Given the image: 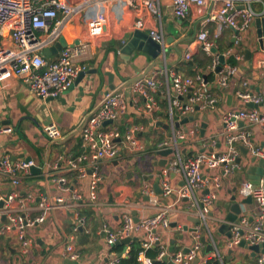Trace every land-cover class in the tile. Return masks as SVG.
Wrapping results in <instances>:
<instances>
[{
    "label": "crops",
    "instance_id": "crops-1",
    "mask_svg": "<svg viewBox=\"0 0 264 264\" xmlns=\"http://www.w3.org/2000/svg\"><path fill=\"white\" fill-rule=\"evenodd\" d=\"M63 1L77 6L85 0ZM210 4L203 9L192 7L185 19H178L170 9L169 0H159L157 12H149L138 4L129 7L126 0H91L86 13L81 11L72 22L64 26L60 39L66 46H86L84 54L75 59V65L85 67L86 70L77 81L80 73L78 74L71 88L56 98L42 99L32 96L18 77L0 80V158L5 155L13 161L29 158L42 170L40 173L30 171L28 176L21 178V184L17 188L0 176V195L16 190L23 195L46 196L51 199L62 196L67 199L68 194L61 192L53 182L54 176L63 174L59 171L65 169V161H61L57 171L53 166L59 158L67 159L81 152L79 131L106 93L113 90H119L124 95L127 112L122 119L112 125L108 124L106 128L118 127L123 131L127 125H136L141 129L138 134L143 144V151L138 155L126 154L118 163H99L100 182L96 186L94 200L90 164H86L87 176L84 178L71 173L67 175L72 188L83 198L84 216L81 213L80 216L84 219V228L78 231L80 234L74 235L72 231L76 224L72 211L53 210L48 213L45 223L25 229V238L30 241L26 250L22 249L15 233H0V264H106L111 250L100 234L103 225L114 231L120 227L122 216L126 213L141 220L154 216L167 206H173V209L167 216L169 226L157 229L161 243L169 252L186 251L192 247L194 234L191 230L197 224L193 222L196 217L191 214L190 204L187 201L176 203L175 194L166 196L161 190V194L157 195L153 189L157 178H160L158 185L161 189L165 171L168 183L175 189L181 188L185 183L181 173L159 167L158 163L162 160L169 164L174 158V155L165 158L158 155L157 152L161 151L159 145L162 141L172 139L175 129L176 135L181 132L185 136L177 141L184 158L200 152H224L223 114L227 111L250 109L239 99L238 92L258 94L264 89L263 68L260 67L264 62V51L258 43V33L263 30L262 22L254 20L248 31L240 35V39H237L239 37H236L235 30L227 27L214 39L216 26L210 23L207 29L214 41L216 54L224 57L225 64L232 62L237 73L226 89L216 86L215 75L212 73L211 81L206 80L210 96L214 99L212 107L195 110L183 117L192 116L193 121L175 128V124L180 123L183 118L175 109L170 115V102L176 98L181 103H186L189 97L175 96L171 86V72L176 71L188 77L201 75L205 78L211 73L208 66L197 69L193 74L188 68V65L193 64V56L201 53L194 40L201 21L210 14ZM216 6L213 5V9ZM252 7L257 10L260 6L252 4ZM98 11H103L106 21L101 34L90 37L87 34V20ZM139 18L143 19L141 29L136 28ZM152 31L163 34L164 53L155 59L138 50H133L130 55L123 54V48L132 40L134 32L150 36ZM10 44L7 39L2 45ZM247 50L251 55H246ZM187 52L191 53L189 61L184 58ZM46 59L52 61L56 56ZM159 72L163 74L159 75ZM140 77H155L158 80L157 88L150 92L158 107L152 117L144 115V98L132 90L131 84ZM111 87L113 90H110ZM259 109L264 110V107ZM51 124L57 125L62 133V138L55 142H51L43 134V128ZM202 124H205L204 128ZM238 125L257 148L264 150V131L245 122ZM191 130L194 131L193 134H190ZM240 147L238 146L240 162L233 168L203 170L209 183L196 196L200 199L203 195H212L214 199L208 207L207 227L204 226L201 230V238L205 237V242L201 241L198 264H205L213 255L218 256L224 264H257L258 259L264 256L263 249L255 253L248 244L245 247L229 248L231 223L220 231L233 204L231 199L236 198V202L244 199L238 191L241 183L249 180L247 170L252 166L251 155L248 153L244 156ZM158 171L160 176L157 175ZM253 208V204L244 206V213L251 212ZM36 214L34 212L33 216ZM2 218L0 217V225L4 223ZM70 237H73L74 248L80 254V262L70 261L63 254ZM132 238H136L135 242L139 243L141 237ZM214 241L216 251L207 254L206 247L210 244L214 246ZM130 245L131 243L128 246L119 245L123 250L118 255H122L125 250L128 252Z\"/></svg>",
    "mask_w": 264,
    "mask_h": 264
},
{
    "label": "built area",
    "instance_id": "built-area-1",
    "mask_svg": "<svg viewBox=\"0 0 264 264\" xmlns=\"http://www.w3.org/2000/svg\"><path fill=\"white\" fill-rule=\"evenodd\" d=\"M91 0H85L83 4L73 6L63 0H0V80L11 76L18 77L32 96L39 98H56L67 91L73 85L75 78L85 67L75 65V59L85 52V47L69 45L62 48L55 60H48L43 56V50L48 49L60 41L64 26L72 22L76 16L89 9ZM106 2V0H99ZM109 1V0H107ZM159 0H126L129 7L136 4L149 12H157ZM170 9L178 19H185L192 7L203 9L210 3L212 6L208 17L201 21L199 30L194 40L197 49L211 58L208 70L215 75V84L220 89H226L232 78L237 73V68L231 64H224L216 72L220 65L219 55L212 53L215 49L214 41L210 38L207 25L214 23L216 29L213 38L216 39L223 28H232L236 31V37L245 34L254 20L264 18V0H169ZM217 5L213 9V5ZM252 4L259 5L254 9ZM106 17L103 11L96 12L87 20V34L97 37L101 34ZM143 19L139 18L136 28L141 29ZM150 37L157 43H163V34L152 31ZM9 39V46L2 45ZM186 61L191 59V53L184 55ZM263 68L264 62L260 64ZM159 72V75H162ZM168 75L167 72L164 73ZM171 86L175 96L188 95V101L181 103L176 98L170 102V115L175 109L182 118L192 114L195 107L198 110H206L214 104L210 96L207 82L201 75L194 77L185 76L179 72H171ZM158 80L155 77L142 78L133 84L134 93L142 96L145 101L143 113L152 117L158 108L156 101L150 92L157 88ZM245 85V83H244ZM239 99L245 104L251 103L260 106L264 103V89L258 94L238 92ZM258 108L227 111L222 116L226 149L222 153L200 152L190 157H182L178 149V140L184 139V134L174 133L172 139L162 141L159 150L172 149L174 158L169 162L170 170L183 175L185 183L181 188L172 187L165 176L161 180V190L166 196L175 194L176 203L187 200L190 204L192 215L200 220V224L193 232V244L187 252H169L161 243L157 233L159 227L167 228L169 222L167 216L173 206L161 208L154 216L135 221L131 214H124L120 227L111 230L103 225L100 234L105 243L111 249L118 241L133 237H141L139 240L140 252L137 257L138 264H151L152 261L146 253L156 247L158 249L156 259L163 261L168 258L171 264H192L198 258L201 251V230L205 226L208 207L214 199L212 195H203L200 199L196 194L206 189L208 180L204 177L203 170L218 168L231 169L235 166L239 157V148L242 146L248 153L256 158H264V150L257 148L245 131L239 128L240 122L251 126H257L264 131V110ZM127 112L124 95L119 90L106 93L97 109L90 115L81 128L82 141L81 152L67 159L59 158L53 169H60L61 161H65V169L59 171L62 175L54 176L53 182L59 190L68 194V198L59 196L54 199L46 196L23 195L16 190L9 194L0 195V217L5 218L0 225V233H15L23 250L29 246L30 241L25 238V229L35 224H43L49 212L57 209L72 211L76 224L73 233L76 235L84 228V219L80 216L83 208V198L78 191L72 188L68 174H74L78 178L87 176L86 164H90L92 176V200L95 198L96 186L100 182L99 163L119 162L126 154L138 155L143 151V144L139 138L141 129L136 125H127L123 131L118 127H108L122 119ZM194 131H190L193 134ZM43 134L55 142L62 138L60 128L51 124L43 128ZM36 167L31 160L13 161L8 155L0 158V176L7 179L15 188L21 184V178L30 174L31 168ZM238 194L242 198L251 197L254 208L251 212L244 210L238 221L231 223L229 248L238 246L241 241L248 245L264 244V180L254 186L249 180L243 181ZM125 204H128L127 202ZM36 212V216L33 213ZM190 212V211H187ZM73 236V235H72ZM129 252V251H128ZM127 250L122 255L110 252L106 264H118L119 259L126 257ZM63 254L70 261L80 262V254L74 248L73 237H70L64 246ZM221 263V259L213 255ZM257 264H264V256H261Z\"/></svg>",
    "mask_w": 264,
    "mask_h": 264
},
{
    "label": "water",
    "instance_id": "water-1",
    "mask_svg": "<svg viewBox=\"0 0 264 264\" xmlns=\"http://www.w3.org/2000/svg\"><path fill=\"white\" fill-rule=\"evenodd\" d=\"M257 21H261L262 25H263V30L258 33V39H259L258 43L260 45L261 50L264 51V18L257 19ZM65 46H66V44L63 41L60 40L53 47L48 48V49H44L42 54H43V56L45 58H49L51 56L58 57L60 50L62 48H64ZM133 50L143 51V52H145L146 54H148L149 56H151L154 59L157 58L161 53L165 52L164 47H163L162 44H159V43L155 42L150 36H148L146 34H143L141 32H134L132 40L127 44V46H125L123 48L122 52H123V54L130 55L133 52ZM212 53L216 54V50L213 49ZM245 53H246L247 56L251 55L249 50H247ZM219 60H220V65L216 68V72H218L221 69V67L225 64V59H224V57L222 55H219ZM188 63L191 64V62H188ZM82 74L83 73L80 72L77 81L79 80V78H81ZM142 78L143 77L137 78L135 80V82L140 80V79H142ZM203 78L206 81V78L205 77H203ZM110 90H113V87H111ZM247 106L250 109L251 108L264 107V103H262L260 106H255V105H253L251 103H248ZM195 110L197 111L198 107H195ZM193 120L194 119H193L192 116H190L188 118H183V120L180 123H176L175 124V128L178 129V127L181 124H184V123H187L188 121H193ZM106 124H111V122H106L105 125ZM204 127H205V124H202V128H204ZM240 150L242 151L244 156H246L248 154V150L246 148L241 146ZM173 153H174V151L172 149H164V150H161V151L157 152L158 155H161L164 158L167 157V156L173 155ZM27 160H29V158H27ZM239 162H240V159H237L236 163L239 164ZM250 163L252 164V166L249 167V169L247 170V173L249 174V181L254 186H256V185H258L260 183L261 180H264V158L257 159L256 157L251 156ZM158 164H159L160 168H165V169L169 168L166 160H162ZM41 171L42 170L40 168H37V167H32L31 168V173H34V172L40 173ZM157 175L160 176V172L159 171L157 172ZM159 180H160V178H157L156 179V183L153 186L154 192L157 195L161 194V189L159 188V185H158ZM235 199L236 198H232L231 199L233 204L230 207L228 216H226V218H225V221L227 223L225 222L224 226L221 227L220 231L222 229L225 230L227 227H229L228 226L229 223H233V222L237 221L238 217L243 212V207L244 206L252 204V198L251 197H246V198H244V199H242V200H240L238 202H236ZM183 201H187V200H183ZM2 220L4 221L5 218H2ZM135 221H138V219H135ZM193 222L195 224H197V225L200 224V220L198 218H194ZM191 231L194 232L195 228H193V230H191ZM135 241H137L136 238L129 237V238H126V239L118 241L115 245L128 246L130 243L135 242ZM201 241L205 242V237L201 238ZM213 243H214V246H212L210 244V245H208L206 247L205 252L207 254L213 253L214 251H216V249H217V246L215 244L216 242L214 241ZM238 246L239 247H245L246 243L244 241H241L238 244ZM249 248H250V250L254 251L255 253H258V252H260V249H263V253H264V244L251 245ZM187 251L188 250H186L184 252H187ZM229 253L231 254V250L229 251ZM229 259H230V257L227 258V260H229ZM163 261L170 263V261L168 260L167 257H165L163 259ZM198 263H199V259L198 258H196L192 262V264H198ZM221 264H224V263L221 262Z\"/></svg>",
    "mask_w": 264,
    "mask_h": 264
},
{
    "label": "trees",
    "instance_id": "trees-1",
    "mask_svg": "<svg viewBox=\"0 0 264 264\" xmlns=\"http://www.w3.org/2000/svg\"><path fill=\"white\" fill-rule=\"evenodd\" d=\"M192 65H188V68L191 70L192 74L197 71V69L205 68L211 64V58L207 56L203 52H199L197 55L193 56L192 58ZM232 65V62L230 63ZM212 73L209 74V76H206V80L211 81L212 79ZM79 153V152H78ZM83 209V208H82ZM82 209L80 210L81 216H84V213L82 212ZM80 234V232L78 233ZM112 252L116 253L117 255L122 252V246L114 245L111 249ZM158 249L156 247L150 249L146 256L151 259V264H170L165 261H159L156 259ZM140 252V245L137 242L131 243L129 252L126 257H122L119 259L118 264H138L137 263V257ZM205 264H221L218 259L216 258H209Z\"/></svg>",
    "mask_w": 264,
    "mask_h": 264
},
{
    "label": "rangeland",
    "instance_id": "rangeland-1",
    "mask_svg": "<svg viewBox=\"0 0 264 264\" xmlns=\"http://www.w3.org/2000/svg\"><path fill=\"white\" fill-rule=\"evenodd\" d=\"M143 169V168H142Z\"/></svg>",
    "mask_w": 264,
    "mask_h": 264
}]
</instances>
